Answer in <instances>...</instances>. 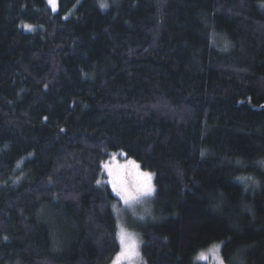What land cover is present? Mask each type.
<instances>
[{
	"label": "trees",
	"instance_id": "obj_1",
	"mask_svg": "<svg viewBox=\"0 0 264 264\" xmlns=\"http://www.w3.org/2000/svg\"><path fill=\"white\" fill-rule=\"evenodd\" d=\"M262 3L0 0V264H111L114 152L154 174L144 263L264 264Z\"/></svg>",
	"mask_w": 264,
	"mask_h": 264
},
{
	"label": "snow or ice",
	"instance_id": "obj_2",
	"mask_svg": "<svg viewBox=\"0 0 264 264\" xmlns=\"http://www.w3.org/2000/svg\"><path fill=\"white\" fill-rule=\"evenodd\" d=\"M48 3L52 6L53 11L56 10L57 0H48ZM264 6V3H262ZM101 7H108L106 3L101 4ZM27 30H33L32 25H24ZM228 45L225 44V48ZM47 87V85H45ZM47 119V117H45ZM61 132L65 129L61 128ZM115 155V154H114ZM203 155V153H202ZM103 168L111 177L112 190L119 196L123 205L128 209H133L135 206L142 203L146 198L152 197L156 193V188L152 183L153 173L139 171V165H136L134 161H129L127 164L119 165L111 162L103 163ZM97 184L101 181L97 180ZM115 208V206H113ZM144 219V217H139ZM121 250L117 253L113 259L112 264H120L121 260L133 261L139 258V247L142 241H140L135 233L129 232L123 226L119 228L117 233ZM7 237H5V240ZM218 246H213L209 251H216ZM201 258L207 259L204 253H201ZM223 264V261L220 262Z\"/></svg>",
	"mask_w": 264,
	"mask_h": 264
},
{
	"label": "rangeland",
	"instance_id": "obj_3",
	"mask_svg": "<svg viewBox=\"0 0 264 264\" xmlns=\"http://www.w3.org/2000/svg\"><path fill=\"white\" fill-rule=\"evenodd\" d=\"M50 7L52 8L51 5ZM58 9H59V0H57L55 11H57ZM116 154H118V152H114L111 156H109L111 163L119 164V165H124L128 163V161L123 158L124 157L123 153H121L122 157L120 156V154H118L119 156H117ZM144 172H150V171L145 170ZM152 183L154 184L153 179H152ZM111 206L113 208L112 210H114V213L118 218L119 228L123 226L129 232L135 233L140 241H142L140 226H142V224H144L146 221L154 219L157 215V212L154 208L155 205L152 201V197L146 198L145 200L142 201L141 204L135 206L133 209L126 208V206L123 205L120 198L114 199L111 203ZM113 206H115V208ZM141 216L144 217V219H139V217ZM220 244H221L220 242H216L212 246L207 247L204 250L200 251L197 255V259L198 260L201 259V261L208 262L209 264H220L221 261H223V264H229L222 258L223 256L221 253V248L219 247L221 246ZM213 246H218L217 250L214 252L209 251L210 249L213 248ZM120 250L118 251V253L120 252ZM201 253H204L207 256V259L201 258L200 255ZM120 264H146L144 263L143 258H141L140 256V247H139V258H136L133 261L121 260Z\"/></svg>",
	"mask_w": 264,
	"mask_h": 264
}]
</instances>
